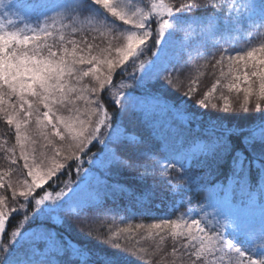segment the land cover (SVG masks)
Segmentation results:
<instances>
[{"label":"snow or ice","instance_id":"1","mask_svg":"<svg viewBox=\"0 0 264 264\" xmlns=\"http://www.w3.org/2000/svg\"><path fill=\"white\" fill-rule=\"evenodd\" d=\"M253 34L264 37V0H181L178 5L175 0H0V120L13 136L11 146L5 147L6 136L0 143L8 162L7 170H0V264H58L53 256L61 253L75 256L78 264H127L128 257L136 264H264V195L258 223L255 202L237 205L231 185L221 188L218 200L210 197L207 206L188 199L187 210L175 219L146 226L142 238L152 241L149 249L130 243L132 226L89 220L103 207L99 193L84 198L74 188L50 190L71 167L69 161L80 171L82 154L96 142L103 145L98 167H146L125 155L139 153L162 174L176 173L169 187L178 193L189 155L165 147L158 156V145L145 150V138L127 134L118 120L134 114L142 102L125 90L162 82L173 91L183 89L185 98L205 110L264 113V40L234 55L201 51L219 45L218 37L235 44V36L251 41ZM176 50L186 52L189 61H203L192 64L195 75H173L177 58L170 52ZM147 51H153V60L142 59ZM129 66L133 83H114ZM209 68L215 78L200 93ZM105 93L114 112L102 99ZM233 138L245 149L236 148ZM199 152L209 167L226 163L241 191L255 173L264 193V117L247 134L236 126L226 129ZM65 212L80 222L81 231L88 221L85 234L100 233L110 251L72 248L44 230L47 219Z\"/></svg>","mask_w":264,"mask_h":264},{"label":"trees","instance_id":"2","mask_svg":"<svg viewBox=\"0 0 264 264\" xmlns=\"http://www.w3.org/2000/svg\"><path fill=\"white\" fill-rule=\"evenodd\" d=\"M180 2L181 0H175L177 5ZM255 2L259 3L260 0H255ZM196 14L199 15L200 13ZM218 39L220 40L219 45L212 47L210 44L206 50L201 49L202 53L205 55L215 54L217 57L220 52L234 55L236 51L246 49L250 43L252 45L259 43L264 40V37L253 34V38L249 41L246 38L235 36L237 41L235 44L226 36L218 37ZM153 51H147L142 59L153 60ZM170 56L177 58L173 61L176 65L175 69H172L173 75H180L181 79H184L189 73L195 75L191 71L193 63H203L202 60L193 59L189 61L187 53L182 54L179 50L170 52ZM193 56L195 57V53ZM132 71L133 69L129 66L127 74H117L114 83H119L121 80L126 83H133L129 78ZM204 71L205 75L200 79V93L210 87L215 78L209 74L212 72L211 68ZM139 74L138 72L137 75ZM125 91H132V95L142 102L134 114L125 113L118 120L120 126L126 129L127 134L145 138L147 140V143L143 145L145 150L158 145L160 147L158 156L163 154L165 147L169 152L179 151L189 155V160L185 164V182L178 193H174L169 187V181L175 183L176 173L162 174L158 165L141 158L139 153L130 151L125 155L132 157L138 165H145L146 167L138 166L132 169L112 167L110 171L98 167L97 164L103 159L101 155L103 145L93 142L89 146L87 155L82 154L83 163L79 165V172L76 171L77 162H68L71 167L64 169L60 176V179L67 181V187L65 184H61L62 187L60 186L58 190H55L54 185L53 189H50L53 194L60 188H65V191L67 188L78 190L86 176L89 175L91 179L82 186L86 189V194L83 197L89 198L99 193L101 201H104L103 207L90 214L89 220H96L97 223L103 220L119 227L132 226L134 230L130 235V243L136 244L137 247L149 249L152 241L142 238L147 234V225L160 219H175L187 210L188 199H191L193 205L207 206L210 197L218 200L221 195V188H227L229 185L235 190L236 204L255 202L252 211L259 216V201L264 193L261 192V186L256 183L255 173H253L252 180L249 181L248 188L241 191L232 182L231 172L227 164L225 163L221 168L209 167L205 157L200 154L199 148L216 140L226 129L233 126L242 128L247 134L250 129L257 126L261 118L264 117V113L257 112L255 109H251L247 113L239 111L224 113L211 108L205 110L195 106L194 100L190 101L185 98L182 94L183 89L179 92L173 91L162 86V82H149V85L143 88L126 89ZM153 97L156 99H151ZM102 99L108 105L109 112H114L115 108L107 100V93L102 94ZM231 99L233 102H237L235 95ZM81 106H83L82 102ZM5 136L7 139L5 147H9L13 143V136L8 132V126L0 120V143H4ZM233 139L236 148L245 149L246 146L242 140ZM3 156L4 153L0 151V170H7L8 162L3 159ZM92 158L97 160L96 164L90 162ZM13 179H15V174ZM96 182L97 184L94 185ZM92 187L95 190L88 191ZM110 189H115V192ZM181 198L183 199L181 200ZM181 202L183 207L180 206ZM207 211L211 213L213 209L208 207ZM105 212H107V216L104 215ZM16 219H20V217H16ZM16 219L12 220L11 223L15 224ZM87 223L88 221H85V229L81 231L80 222L65 212L59 216L54 214V218L47 219L44 222V230L50 232L57 241L66 242L72 248L91 250L97 254L110 251L101 242L103 236L100 233L94 231L92 237L85 234ZM138 224L145 225V229L136 230L135 225ZM34 228L35 225H33ZM104 231L105 229H100V232ZM44 251L50 254L49 249H44ZM53 258L58 261V264H78L75 256L64 255L63 253L53 256ZM127 264H136L135 258L128 257Z\"/></svg>","mask_w":264,"mask_h":264},{"label":"rangeland","instance_id":"3","mask_svg":"<svg viewBox=\"0 0 264 264\" xmlns=\"http://www.w3.org/2000/svg\"><path fill=\"white\" fill-rule=\"evenodd\" d=\"M90 179H91L90 176L87 175L85 178V181L81 184V187L78 190L75 189L76 193L79 194V196L83 197L86 194V189L82 188V186L85 182L89 181ZM96 184H97V182L94 185H96ZM93 190H95V188L92 187L88 191H93ZM253 215L255 217L256 222L258 223L259 222V216H257V213H255V212H253Z\"/></svg>","mask_w":264,"mask_h":264},{"label":"bare ground","instance_id":"4","mask_svg":"<svg viewBox=\"0 0 264 264\" xmlns=\"http://www.w3.org/2000/svg\"><path fill=\"white\" fill-rule=\"evenodd\" d=\"M64 184V180L63 179H59V181H57L56 185H55V190H58V188Z\"/></svg>","mask_w":264,"mask_h":264}]
</instances>
